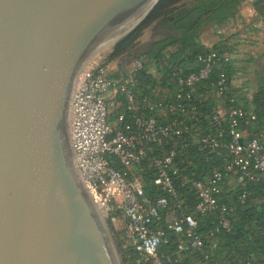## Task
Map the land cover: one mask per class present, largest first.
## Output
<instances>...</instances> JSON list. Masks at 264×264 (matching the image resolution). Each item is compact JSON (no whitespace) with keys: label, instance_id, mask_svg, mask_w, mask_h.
<instances>
[{"label":"built area","instance_id":"1","mask_svg":"<svg viewBox=\"0 0 264 264\" xmlns=\"http://www.w3.org/2000/svg\"><path fill=\"white\" fill-rule=\"evenodd\" d=\"M133 60L129 71L122 61L116 71L98 65L75 87L70 140L79 173L107 218L127 219L125 245L137 264L182 263L195 252L214 264L216 235L232 228L230 200L220 194L245 202L246 183L264 179V123L230 93L228 52L203 50L168 72L148 54ZM145 67L153 79L140 83L135 73ZM199 88L209 93L202 98ZM197 158L210 163L202 177L191 170ZM198 215L210 219L204 233Z\"/></svg>","mask_w":264,"mask_h":264},{"label":"water","instance_id":"2","mask_svg":"<svg viewBox=\"0 0 264 264\" xmlns=\"http://www.w3.org/2000/svg\"><path fill=\"white\" fill-rule=\"evenodd\" d=\"M160 1L0 0V264H122L75 161L71 94Z\"/></svg>","mask_w":264,"mask_h":264},{"label":"trees","instance_id":"3","mask_svg":"<svg viewBox=\"0 0 264 264\" xmlns=\"http://www.w3.org/2000/svg\"><path fill=\"white\" fill-rule=\"evenodd\" d=\"M244 0H161L150 15L133 31L115 42L110 54L111 60H117L126 56L137 45L144 32L156 21L163 19L172 24L175 29L180 30L179 38H166L152 45L148 55L154 60L159 68L168 72L173 64H185L192 62L195 55L204 49L198 45L199 32L204 23L210 19L222 21L228 14H233L238 5ZM186 7L187 10L179 16L169 19L179 9ZM174 48V49H170ZM216 76V72L213 73ZM140 83L153 79L150 67H145L135 73ZM205 96L208 89H202ZM254 103L257 104L255 114L258 121L264 123V94L255 95ZM210 163L197 158L191 168L198 177H202ZM250 195L245 202L237 201L234 192L221 193L224 200L228 202L231 214L232 228L230 231L221 230L217 233V244L214 246V255L211 262L214 264H264V179L258 182H247L244 187ZM148 194H150L148 192ZM188 204L193 207L194 200ZM201 232L210 229L208 217L197 216ZM208 242L206 248H210ZM172 244L161 247V252H172ZM124 264H137L136 252L132 247L122 249ZM204 256L201 252L190 254L182 263L177 264H204ZM165 264H176L165 262Z\"/></svg>","mask_w":264,"mask_h":264},{"label":"crops","instance_id":"4","mask_svg":"<svg viewBox=\"0 0 264 264\" xmlns=\"http://www.w3.org/2000/svg\"><path fill=\"white\" fill-rule=\"evenodd\" d=\"M257 1H242L233 14H228L222 21L208 20L197 40L204 50H222L231 54L232 61L225 67L230 93L253 113L257 107L255 95L264 94V0ZM180 35V30L160 19L144 32L129 58L148 54L154 43L166 38H179ZM152 71L157 73L158 69ZM197 94L204 98L206 93L199 88ZM209 100L215 102L214 97ZM245 128L246 133L252 132V126Z\"/></svg>","mask_w":264,"mask_h":264},{"label":"rangeland","instance_id":"5","mask_svg":"<svg viewBox=\"0 0 264 264\" xmlns=\"http://www.w3.org/2000/svg\"><path fill=\"white\" fill-rule=\"evenodd\" d=\"M119 39L112 41V43L110 42L111 44L107 41V42L103 43L100 47H98L97 50L95 51V53L92 55L89 62L87 63V65L84 67L79 78H82L86 73L94 70L98 65H101V64L102 65L103 64H110V67L113 69V71H116L118 69L119 62L122 61L124 63V70H126V71L131 70V63L130 62H132L134 60H133V57H132V59H130L129 56H131V54L134 53L136 45L129 52V54H127L125 57H121L117 60H111L110 59V54L112 52V48H113L115 42L118 41ZM70 115H71V109H70ZM69 125H70V119H69ZM69 131H70V126H68V132ZM97 206L100 208L102 215L104 216L103 217L104 220L109 225L114 244H115L117 251H118L120 261L122 264H124L123 263L122 249L127 247L125 245L126 240H127V237L125 235V231H126V228L128 225L127 219L123 217V218H120V220L117 221L116 223H113L110 218L106 217V213L103 211L102 206L99 204ZM117 214L122 216L119 212Z\"/></svg>","mask_w":264,"mask_h":264},{"label":"bare ground","instance_id":"6","mask_svg":"<svg viewBox=\"0 0 264 264\" xmlns=\"http://www.w3.org/2000/svg\"><path fill=\"white\" fill-rule=\"evenodd\" d=\"M120 35H117V36H115V37H113V38H111L110 40H108V42L110 43H112V41H114V40H116L118 37H119ZM110 43V44H111ZM79 79L80 78H78L77 80H76V82H75V87H76V85H77V83L79 82ZM75 87L73 88V91H72V94H71V99H72V97H73V95H74V92H75ZM70 106H71V102H70ZM70 126V125H69ZM96 203V202H95ZM98 207V206H97ZM98 209L100 210V208L98 207ZM101 211V210H100ZM102 213V212H101ZM104 217V216H103Z\"/></svg>","mask_w":264,"mask_h":264}]
</instances>
